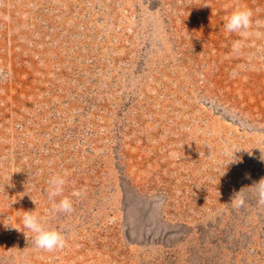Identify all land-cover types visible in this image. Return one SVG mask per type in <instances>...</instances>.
Listing matches in <instances>:
<instances>
[{
  "label": "rangeland",
  "instance_id": "1",
  "mask_svg": "<svg viewBox=\"0 0 264 264\" xmlns=\"http://www.w3.org/2000/svg\"><path fill=\"white\" fill-rule=\"evenodd\" d=\"M262 157L264 0H0V264H264Z\"/></svg>",
  "mask_w": 264,
  "mask_h": 264
},
{
  "label": "clouds",
  "instance_id": "2",
  "mask_svg": "<svg viewBox=\"0 0 264 264\" xmlns=\"http://www.w3.org/2000/svg\"><path fill=\"white\" fill-rule=\"evenodd\" d=\"M252 15V11L247 7L235 9L225 19L224 27L226 31L229 33L239 32L242 36H247V30L252 25ZM241 47V41L237 40L233 43L234 52H239ZM237 151L238 150L225 149V155L231 154V160L228 162V164L230 162H239L234 156V153ZM66 175V173L63 175L56 174L50 178V180L48 181L49 185L51 186V191L49 193L50 197L62 195L64 186L67 182ZM252 186L256 188L261 202H264V180H261L259 183H256ZM80 194L81 193L78 191H74L72 193L73 196H79ZM239 199L242 203L243 197H239ZM54 207L59 212L70 213L73 210V201L69 197L65 196L60 199L58 204H56ZM22 220L23 226L35 234L33 239L36 248L47 251H54L65 246L66 241L64 235L58 229L45 227L41 217L37 213H35V211H25Z\"/></svg>",
  "mask_w": 264,
  "mask_h": 264
}]
</instances>
